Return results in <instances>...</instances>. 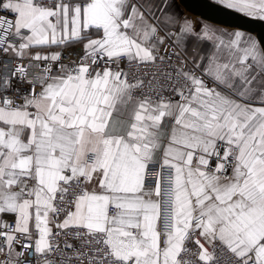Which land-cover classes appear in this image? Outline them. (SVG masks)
<instances>
[{"label":"snow or ice","instance_id":"obj_1","mask_svg":"<svg viewBox=\"0 0 264 264\" xmlns=\"http://www.w3.org/2000/svg\"><path fill=\"white\" fill-rule=\"evenodd\" d=\"M0 264H264V42L172 0H0Z\"/></svg>","mask_w":264,"mask_h":264},{"label":"water","instance_id":"obj_2","mask_svg":"<svg viewBox=\"0 0 264 264\" xmlns=\"http://www.w3.org/2000/svg\"><path fill=\"white\" fill-rule=\"evenodd\" d=\"M177 2L184 11L203 21L249 32L254 34L259 41L264 42V21L244 17L225 9L212 0H177Z\"/></svg>","mask_w":264,"mask_h":264},{"label":"rangeland","instance_id":"obj_3","mask_svg":"<svg viewBox=\"0 0 264 264\" xmlns=\"http://www.w3.org/2000/svg\"><path fill=\"white\" fill-rule=\"evenodd\" d=\"M184 15H186L188 18L190 19H193V21H195L198 25L199 23L202 24V23H207L209 24L208 22L206 21H203L202 19L198 18V17H194L193 15L187 13L186 11H184ZM210 25V24H209ZM211 26V25H210ZM214 28H217V27H214ZM217 29H220L222 31H227V29H224V28H217Z\"/></svg>","mask_w":264,"mask_h":264},{"label":"crops","instance_id":"obj_4","mask_svg":"<svg viewBox=\"0 0 264 264\" xmlns=\"http://www.w3.org/2000/svg\"><path fill=\"white\" fill-rule=\"evenodd\" d=\"M212 1H214L215 2V0H212ZM182 17H187L186 15H183ZM195 17V16H194ZM188 18V17H187ZM190 19V18H189ZM191 20H193V19H191ZM200 24V23H199ZM212 27H217V28H224V29H227V31H242V32H244V33H246L247 35H251L252 37H254V38H256L257 39V37L254 35V34H251V33H249V32H246V31H243V30H239V29H232V28H226V27H221V26H218V25H214V24H211V23H209ZM198 25V24H197ZM258 40V39H257Z\"/></svg>","mask_w":264,"mask_h":264},{"label":"trees","instance_id":"obj_5","mask_svg":"<svg viewBox=\"0 0 264 264\" xmlns=\"http://www.w3.org/2000/svg\"><path fill=\"white\" fill-rule=\"evenodd\" d=\"M172 4L175 8V10L180 14V16L184 15V10L182 7L178 4L177 0H172Z\"/></svg>","mask_w":264,"mask_h":264},{"label":"built area","instance_id":"obj_6","mask_svg":"<svg viewBox=\"0 0 264 264\" xmlns=\"http://www.w3.org/2000/svg\"><path fill=\"white\" fill-rule=\"evenodd\" d=\"M10 66V65H9ZM30 72L34 70L33 66H29ZM29 79H31V76L29 77Z\"/></svg>","mask_w":264,"mask_h":264},{"label":"bare ground","instance_id":"obj_7","mask_svg":"<svg viewBox=\"0 0 264 264\" xmlns=\"http://www.w3.org/2000/svg\"><path fill=\"white\" fill-rule=\"evenodd\" d=\"M194 16V15H193ZM196 17V16H195Z\"/></svg>","mask_w":264,"mask_h":264}]
</instances>
